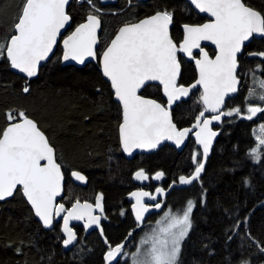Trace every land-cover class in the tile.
Instances as JSON below:
<instances>
[{
	"label": "snow or ice",
	"instance_id": "1",
	"mask_svg": "<svg viewBox=\"0 0 264 264\" xmlns=\"http://www.w3.org/2000/svg\"><path fill=\"white\" fill-rule=\"evenodd\" d=\"M184 3L188 14L199 19L183 23L182 32L174 37L170 29L175 23L176 9L171 0H160L143 16L134 11L137 7L134 0H125L124 8L111 13L105 11L102 0H76L75 8L72 0H20L11 17L9 31L0 40V60L8 69L22 74L18 93L23 96L31 95L30 82L38 76L42 62L84 64L86 59L95 60L100 79L115 105V131L118 147L123 153L157 149L164 141H171L180 148L186 138L194 137L195 147L190 152L187 174L175 177L169 188L177 184H199L198 196L188 198L175 211L169 209L165 212L164 222L157 220L159 227L141 235L134 244L135 250L128 251L124 242L113 245L105 237L101 225L107 215L101 193L96 194L94 202H82L79 198L71 200L70 207L57 201V197H61V201L68 199L61 196L66 173L69 180L86 182L87 178L79 170L66 168L63 157L58 162L56 148L39 122L24 107H8L3 112L4 123L0 124V201L19 194L45 229L51 230L58 224L56 241L64 251L75 250L74 260L83 261L91 251L84 238L70 225L71 221H82L85 232L94 227L104 237L107 249L103 252L104 264H184L182 255L195 231L194 210L208 204V189L202 174L206 172L214 138L225 123L231 124L234 119L252 121L258 113L257 119H264V8L257 9L246 0H184ZM125 11L129 17L108 40L101 42L98 30L102 28V17ZM75 16H79L80 21L64 35L62 30L71 27ZM61 36L62 40H59ZM253 41H259L261 48L247 51V56L259 58L260 62L248 70L252 83L243 105L229 106L228 101L234 99L231 94L239 91L241 57ZM202 42L214 45L211 53L206 51ZM58 44L62 48L60 55L56 56ZM184 57L187 63L194 64L191 83L181 79ZM151 86L162 95L158 98L147 95ZM96 91L103 93L104 89L97 88ZM194 91L199 92V110L191 126L184 127L175 119L174 112L187 103L186 98H190ZM224 117L229 119H222ZM258 127L261 134L254 133L255 145L246 153L253 164L264 161V123ZM132 175L138 181H146L150 178L159 180L164 173L157 171L149 177L145 169L140 168ZM242 184L250 186L249 178H243ZM164 191L157 186L155 193L144 187L128 193L137 226L150 208H161V203L157 202L158 194ZM217 207L223 205L218 203ZM223 211L225 216H230V209L224 208ZM57 218H62V223ZM232 219L224 233L229 248L235 235L240 234L241 224L247 223V217L244 221ZM132 235L129 231L128 237ZM244 239L249 242L248 248H255V254L264 257V240L253 237L246 230L241 237L240 249L227 258V264H254L253 252L244 255ZM200 244L203 251L215 255L203 240ZM33 245L31 239L27 243L20 240L9 244L17 254H23L25 247ZM54 255L53 249L41 259L53 264ZM121 257L125 259L121 261ZM192 264L202 262L194 256Z\"/></svg>",
	"mask_w": 264,
	"mask_h": 264
},
{
	"label": "trees",
	"instance_id": "2",
	"mask_svg": "<svg viewBox=\"0 0 264 264\" xmlns=\"http://www.w3.org/2000/svg\"><path fill=\"white\" fill-rule=\"evenodd\" d=\"M20 0H0V40L9 31L11 17L16 11ZM135 12L139 16L151 11L160 0L138 1ZM175 9V23L171 26V34L178 37L182 32L181 25L185 22H195L199 18L189 15L185 10L184 0H171ZM257 9L264 8V0H246ZM73 7L76 0L72 1ZM125 7V0H118L113 6H104L106 12H117ZM129 17L128 12L102 17V29L99 35L101 42L108 40ZM80 21L75 16L71 28ZM261 48L259 41L247 45L245 54L241 57L240 89L229 106L243 105L251 82L249 68L259 63V58H250L247 51ZM211 53V50H207ZM60 55V47L56 49V56ZM56 57H53L55 60ZM181 67V79L191 83L194 76V64L187 63L185 58ZM248 73V75H245ZM259 75V73H258ZM31 95L23 96L18 93L22 85L20 76L0 60V124L4 123L3 112L8 107H24L35 118L45 134L56 148V155L63 157L66 168L79 170L87 178L85 188L73 185L68 173L65 175L63 200L66 206L70 201L79 198L89 200L97 193H101L105 210L109 220L104 224V233L110 243L125 241L129 231L137 228L128 211L127 195L135 185L132 173L140 168L149 175L157 171L164 173L160 186L167 189L172 180L180 174H187L190 164V152L195 147L190 139L184 149L178 152L174 147L164 145L152 154L136 155L133 159H126L118 147L115 124L117 112L112 104L107 89L97 72L96 64H87L81 68L62 66L60 63L49 61L41 67L38 76L31 79ZM154 84V83H153ZM104 89L97 93L96 89ZM152 98H158L156 87L151 86L146 92ZM195 91L187 103L174 112L176 120L181 126L189 127L198 112ZM260 114H257L259 117ZM85 117H88L85 119ZM253 117L252 121L234 119L231 124L225 123L219 131V136L206 161V172L203 173L204 185L208 189L207 207L194 210V232L192 239L185 246L182 260L184 264H192L193 257L201 260L202 264H227V258L237 252L241 246V237L247 230L252 236L264 240V161L253 164L246 157L249 148L255 145L253 130L264 119ZM229 118L224 117V120ZM248 177L250 186L242 184L243 178ZM157 185H152V190ZM199 194V184L186 189H173L168 195V205L173 210L181 208L188 198L195 199ZM223 207H217V204ZM224 208L230 209V216L224 215ZM121 209L124 212L121 215ZM157 216V215H156ZM156 216L148 220L152 222ZM240 234L235 235L231 248L225 242V230L233 222L232 218L244 221ZM147 224L133 233L130 237L136 243ZM58 227L45 231L35 220L29 206L21 195L17 194L8 201L0 203V264H47L50 250L55 251L53 264H101L103 245L94 234L88 238L90 252L83 261L74 260L73 252H65L56 241ZM233 234V233H229ZM129 238V237H128ZM31 239L32 247H25L23 254H17L9 244L13 241ZM214 250L215 255L203 251L200 241ZM247 239L243 240L244 255L253 252L254 264H264V257L256 253L255 248H248Z\"/></svg>",
	"mask_w": 264,
	"mask_h": 264
},
{
	"label": "water",
	"instance_id": "3",
	"mask_svg": "<svg viewBox=\"0 0 264 264\" xmlns=\"http://www.w3.org/2000/svg\"><path fill=\"white\" fill-rule=\"evenodd\" d=\"M72 1H73V0H72ZM138 1L143 2V1H147V0H138ZM102 2H103V4H104V6H113V5H116V4L118 3V0H102ZM70 28H71V27H70ZM70 28H68L67 31L62 30L63 34H64V35H67V34H68V31L70 30ZM101 29H102V28H101ZM101 29L98 30V35H100V33H101ZM181 29H182V28H181ZM58 39H59V40H62V36L59 37ZM202 43H203V45L205 46L206 49L208 48V49L213 50L214 45H211L210 42H202ZM58 46H59L60 48H62V45L58 44L57 47H58ZM57 47H56V49H57ZM56 49H55V51H56ZM196 51H198V50H196ZM184 58L187 59L186 57H184ZM91 63L96 64V61H95V60H91V59H86V61H85L84 64H78V63H76V62H74V61H63V62H61V65H62V66H75V67L81 68V67H83V66H85V65H87V64H91ZM44 65H45V63L42 62V66H44ZM12 71H13L15 74L19 75V76L22 75V74L17 73L16 70H12ZM34 78H35V77H34ZM34 78H32V79H34ZM153 83H154V82H153ZM239 89H240V85H239ZM194 92H195V91H194ZM238 92H239V91H238ZM238 92L235 93V94H231V95H232L233 97H235V96L238 94ZM186 99H188V98H186ZM222 119H224V118H222ZM215 123H216V122H214V124H215ZM218 136H219V132H218L217 137H215L214 140H213V147H214V145H215V142H216ZM189 138H191V139L193 140V142H194V137H191V136H190ZM189 138H186L185 144H184V145H181L180 148H177V147H176L171 141H164V142H162V144H161L160 146L157 147V149H153V150H147V151H146V150L136 149V150L133 151L132 154H125V153L122 152L121 149H120V150H121L123 156H124L126 159H128V160L133 159L136 155H140V154H152V153L156 152L159 148L163 147L164 145L172 146V147H174L178 152H180V151H182V150L184 149V147H185V145L187 144ZM212 149H213V148H212ZM211 151H212V150H210V153H211ZM209 155H210V154H209ZM161 178H162V177H161ZM161 178H160L159 180H154V179H153V181H154V182H159V181L161 180ZM132 180H133V183H134L135 185H138V186H144V185H146L147 182H148V180H146V181H138V180L134 179L133 176H132ZM71 182H72L73 184L77 185V186L82 187V188L86 187V185H87V179H86V182H79V181H74V180H71ZM64 186H65V184H64ZM185 187H189V186H186V185H179V184H177V185H174L172 188H169V187H168L167 189H165V191H164L163 194H158V201H157V202H160L163 198H165V197L168 195V193H169L173 188L182 189V188H185ZM135 190H136V189H135ZM135 190H132V191H135ZM132 191H131V192H132ZM153 193H155V190H154ZM63 195H64V187H63V190H62V192H61V196H62V197H63ZM10 198H11V197L6 198V200H4V201L9 200ZM60 199H61V197H57V201H58V202L60 201ZM127 199H128L129 201L132 202V198L129 197L128 195H127ZM4 201H0V203H1V202H4ZM146 202H148V201H147V198H146ZM28 206H29V208H30V205H28ZM161 209H162V204H161V208H160V209H151V208H150V209H149V212H148V213H145V216H144L143 221H142V222L140 223V225L137 226V227L140 228L141 226H143V225L145 224L146 220H147L152 214H155V213L160 212ZM131 213H132V211H131ZM32 214H33V216H34V213H32ZM132 216H133V220H134V222H135V217H134L133 214H132ZM34 218H35V220H36L37 223H38V218H36L35 216H34ZM57 220H58V221L61 220V223H62V218H57ZM38 224H39V225H40L45 231H49V229H45V228L42 226V224H40V223H38ZM135 224L137 225L136 222H135ZM70 225H71V226H73V225H83V222H82V221H71V222H70ZM92 229H95V228H94V227H93V228H90L88 231H90V230H92ZM97 230L99 231V229H97ZM88 231H87V232H88ZM103 240H104V239H103Z\"/></svg>",
	"mask_w": 264,
	"mask_h": 264
},
{
	"label": "flooded vegetation",
	"instance_id": "4",
	"mask_svg": "<svg viewBox=\"0 0 264 264\" xmlns=\"http://www.w3.org/2000/svg\"><path fill=\"white\" fill-rule=\"evenodd\" d=\"M207 50H211V49H206V51ZM212 51V50H211ZM187 60V59H186ZM191 138H189L188 139V141L190 140ZM192 140V139H191ZM193 141V140H192ZM140 155H142V154H140ZM138 156V155H137ZM149 175V174H148ZM152 175H154V174H152ZM152 175H149V177H151ZM133 176V175H132ZM163 177V176H162ZM161 180H162V178H161ZM161 180L159 181V182H154L153 181V179H149L148 180V182H147V184L146 185H144V186H138V185H135V188L133 189V190H135V189H137V188H139V187H144V189L146 190V191H150V192H154V190H152V185H157V186H159V187H161L159 184H160V182H161ZM71 181V180H70ZM133 181V180H132ZM72 183V182H71ZM73 184V183H72ZM73 185H75V184H73ZM77 186V185H76ZM156 186V187H157ZM80 187V186H79ZM189 187H191V186H189ZM189 187H185V188H182V189H186V188H189ZM85 188V187H84ZM162 188H164V187H162ZM165 189V188H164ZM173 189H177V188H173ZM172 189V190H173ZM171 190V191H172ZM170 191V192H171ZM169 192V193H170ZM169 193H168V195H169ZM168 195L165 197V198H163L161 201H160V203L162 204V209H161V211H163L164 209H167V208H169L170 206L168 205V202H169V199H168ZM64 196V195H63ZM96 196V195H95ZM95 196L94 197H92L91 199H89L88 201H90V202H94V200H95ZM103 197V196H102ZM8 201V200H7ZM84 201V200H83ZM82 201V202H83ZM127 201L129 202L128 203V211L127 212H130V216H131V218H132V220H133V216H132V213H131V201H129L128 199H127ZM4 202H6V201H4ZM59 202H61V199H60V201ZM102 202H103V205H104V200H102ZM2 203V202H1ZM68 207H70V206H68ZM104 209H105V206H104ZM160 211V212H161ZM107 211L105 210V214L107 215V213H106ZM124 212H126V211H124ZM160 212H158V213H155V214H152L147 220H146V222H145V224H147V222H148V220H150L153 216H156V215H158ZM108 220H109V217H107V219L106 220H102V227H103V229H104V224L105 223H107L108 222ZM55 223V222H54ZM59 223H61V220L59 221ZM133 223L135 224V222H134V220H133ZM144 224V225H145ZM58 225V224H57ZM143 225V226H144ZM74 227H75V229L77 230V232H78V234L81 236V237H83L84 238V240H85V244L87 245V247L89 248V241H88V238L89 237H91L92 235H96L98 238H99V240H100V243L104 246L103 247V250L101 251V258H102V263L101 264H104V261H103V252L104 251H106L107 249H106V246H105V244H104V242H103V239H104V237H101L100 235H99V231L97 230V229H92V230H90V231H88V232H85L84 230H83V228H82V225H73ZM135 226L137 227V225L135 224ZM143 226H141L140 228H142ZM140 228H136L134 231H133V233L134 232H136L137 230H139ZM105 231V230H104ZM105 234V233H104ZM106 237V236H105ZM107 238V237H106ZM124 243H125V245H126V249L128 250V249H130V247H132V246H134V242L131 240V238L129 237L127 240H125V241H123ZM114 245V244H113ZM130 245H132V246H130ZM131 250H132V248H131ZM74 250H72L71 252H73ZM65 252H69V251H65ZM121 261H123L122 260V257H121Z\"/></svg>",
	"mask_w": 264,
	"mask_h": 264
},
{
	"label": "rangeland",
	"instance_id": "5",
	"mask_svg": "<svg viewBox=\"0 0 264 264\" xmlns=\"http://www.w3.org/2000/svg\"><path fill=\"white\" fill-rule=\"evenodd\" d=\"M252 83V81L250 82V84ZM247 94H248V90H247ZM259 126V125H258ZM256 127L254 130H253V134L255 133V134H261L260 133V129H259V127ZM254 138H255V136H254ZM169 209H171V210H173L172 209V207L170 206L169 208H167V209H164L163 211H161L155 218H154V220L152 221V222H150V223H148L147 224V226H146V229L141 233V235H143L145 232H150L151 231V229L152 228H158L159 226L156 224V221L157 220H161V222L163 223L164 222V213L165 212H167V211H169ZM173 211H175V210H173ZM140 235V236H141ZM139 236V237H140ZM130 246H132V245H130ZM131 248H132V250H131ZM127 250V249H126ZM135 250V248H134V246H132V247H130V249H128V251H134ZM125 258L124 257H122V260H124Z\"/></svg>",
	"mask_w": 264,
	"mask_h": 264
}]
</instances>
